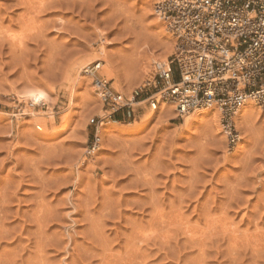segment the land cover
<instances>
[{"label": "rangeland", "instance_id": "1", "mask_svg": "<svg viewBox=\"0 0 264 264\" xmlns=\"http://www.w3.org/2000/svg\"><path fill=\"white\" fill-rule=\"evenodd\" d=\"M154 2L0 0V264H45L53 251L85 264L97 248L126 260L146 244L175 264L174 242L193 254L215 243L205 264H264V108L244 110L234 148L219 115L187 126L151 109L154 64L175 51ZM96 55L134 99L129 115L107 109L79 67Z\"/></svg>", "mask_w": 264, "mask_h": 264}, {"label": "built area", "instance_id": "2", "mask_svg": "<svg viewBox=\"0 0 264 264\" xmlns=\"http://www.w3.org/2000/svg\"><path fill=\"white\" fill-rule=\"evenodd\" d=\"M154 11L174 37L175 51L154 64L153 93L145 100L151 108L170 102L180 117L215 106L233 148L240 137L235 113L247 100L264 108V0H156ZM100 63L83 72L107 109L129 115L134 99L98 73Z\"/></svg>", "mask_w": 264, "mask_h": 264}, {"label": "clouds", "instance_id": "3", "mask_svg": "<svg viewBox=\"0 0 264 264\" xmlns=\"http://www.w3.org/2000/svg\"><path fill=\"white\" fill-rule=\"evenodd\" d=\"M122 240V235L118 232L117 237L112 241L113 244L119 245ZM49 248L53 247L48 245ZM190 242L183 244H176L175 242L171 245L170 255L167 257L168 260L174 261L175 264H205L206 260L212 259L210 254L207 257L203 256L204 247L210 249H216V244L206 245L204 247H199L196 254L192 253L193 248H197ZM63 251V248L59 249ZM186 254V255H184ZM107 250H101L97 248L95 254L90 257V261H85V264H165L164 259H157L160 256V250H157V246L154 244H146L145 247L141 248L139 245L135 249V254L133 258L126 260H117L106 258ZM48 257L45 264H63L62 259L57 258V253L55 251L48 253ZM18 264H37V261L32 259H24L19 261ZM75 264H79L76 261ZM249 264H256L255 260H250Z\"/></svg>", "mask_w": 264, "mask_h": 264}, {"label": "bare ground", "instance_id": "4", "mask_svg": "<svg viewBox=\"0 0 264 264\" xmlns=\"http://www.w3.org/2000/svg\"><path fill=\"white\" fill-rule=\"evenodd\" d=\"M20 1V0H19ZM23 2H24V0H22ZM71 1V0H70ZM75 1V0H74ZM156 1V0H155ZM54 2H55V0H54ZM22 3V2H21ZM20 3V4H21ZM51 3H52V1H51ZM58 3V2H57ZM86 3H88L87 1H86ZM59 4V3H58ZM57 4V5H58ZM61 4V3H60ZM64 4H66V5H68V3H64ZM64 4H62V5H64ZM72 4V3H71ZM84 4V3H83ZM83 4H81L82 6H83ZM47 5H49L48 3H47ZM54 5V4H53ZM74 5V7H75V4H73ZM88 5V4H87ZM89 5H90V2H89ZM91 5H92V3H91ZM52 6V5H51ZM65 6V5H64ZM43 7V6H42ZM53 7V6H52ZM51 7V8H52ZM57 7V6H56ZM80 7V6H79ZM85 7V6H84ZM83 7V8H84ZM48 8V7H47ZM49 8H50V6H49ZM86 8H88V7H86ZM73 9V8H72ZM85 10V9H84ZM88 10V9H87ZM89 12V11H88ZM87 12V13H88ZM90 13V12H89ZM88 13V14H89ZM110 22V21H109ZM167 26V25H166ZM167 30H168V28H167ZM164 32V31H163ZM165 34H166V36H167V43H168V40H169V43L168 44H170L171 46L173 45V46H175V39H174V37H172L171 35H169L170 33H166L165 32ZM166 41V40H165ZM167 44V45H168ZM164 45V44H163ZM167 47V46H166ZM174 48V47H173ZM91 58V57H90ZM107 58V57H106ZM102 60H104L105 61V57L104 58H102V57H99V56H94L93 58H91V59H88V60H81V61H79V67H82V65L83 64H85L86 63V65L87 64H89V63H92V62H101L100 63V65H99V70H98V73H100V74H103L102 72H101V68H106L107 70H108V72L110 73V78H114V75L110 72V69L107 67V65H103V61ZM107 62V61H106ZM157 63V62H156ZM161 63H165V62H161ZM84 67H86V66H84ZM83 67V68H84ZM79 72V71H78ZM82 72V71H81ZM40 93H42V92H39V91H29V92H27V94H26V96L34 103V102H42L44 99H45V95H44V93H43V96L41 97L40 96ZM28 98H26V99H28ZM44 101H46V100H44ZM43 103V102H42ZM160 105V106H159ZM49 106V105H48ZM158 106L160 107V111H162L165 115L166 114H170L172 111H173V109H174V106L170 103V102H159V104H158ZM255 106V102L253 101V100H247L242 106H241V108L235 113V115H234V117H233V119H234V122H235V125H236V121H238V120H240V118H242L244 115L246 116V114H244V110L246 109V108H252V107H254ZM151 109H157V106L155 107V108H151ZM159 110V109H158ZM216 112H218V109L215 107V106H209V107H203V108H198V109H195L193 112H191V113H189V114H193L194 116H206V115H215L214 117H216V116H218L219 114H216ZM258 112V111H257ZM219 113V112H218ZM251 113V112H250ZM260 113V112H259ZM189 114H186V115H184L183 117V123L185 124V125H189V123L192 121V117H191V115H189ZM249 114V113H248ZM262 114H263V112H262ZM249 115H251V114H249ZM167 116V115H166ZM252 116V115H251ZM247 117V116H246ZM261 117H263V115L261 116ZM217 118V117H216ZM219 119V118H218ZM214 121V123L212 124L213 125V127H215V133L212 135V137L214 136V135H216V134H218L219 132H220V125H218V121L217 120H213ZM112 122H115V123H117V121H112ZM219 124H221V122H220V120H219ZM211 128V127H210ZM236 128H237V126H236ZM212 129V128H211ZM99 130V129H98ZM97 130V131H98ZM238 130V129H237ZM100 131V130H99ZM213 131V130H212ZM239 131V130H238ZM99 133H101V132H99ZM208 133H210V130H209V132ZM240 133V132H239ZM256 133V134H255ZM254 134L258 137V138H260V136L258 135V133L257 132H255ZM264 133V132H263ZM97 136V135H96ZM211 137V136H210ZM101 138V137H100ZM256 138V137H255ZM241 139V136L239 137V140ZM97 140H98V138H97ZM96 140V141H97ZM101 140V139H100ZM218 140V139H217ZM102 141V140H101ZM215 141V140H214ZM98 142V141H97ZM236 146V145H235ZM234 146V147H235ZM233 147V148H234ZM95 149V148H94ZM37 246V245H36ZM38 247V246H37ZM110 256V255H109Z\"/></svg>", "mask_w": 264, "mask_h": 264}, {"label": "trees", "instance_id": "5", "mask_svg": "<svg viewBox=\"0 0 264 264\" xmlns=\"http://www.w3.org/2000/svg\"><path fill=\"white\" fill-rule=\"evenodd\" d=\"M119 117H120V115H119V114H117V118H118V119H120Z\"/></svg>", "mask_w": 264, "mask_h": 264}, {"label": "snow or ice", "instance_id": "6", "mask_svg": "<svg viewBox=\"0 0 264 264\" xmlns=\"http://www.w3.org/2000/svg\"><path fill=\"white\" fill-rule=\"evenodd\" d=\"M40 96L42 97L43 96V93H40Z\"/></svg>", "mask_w": 264, "mask_h": 264}]
</instances>
